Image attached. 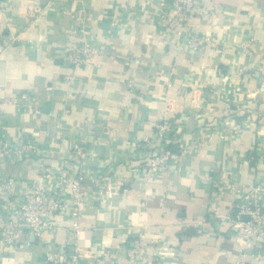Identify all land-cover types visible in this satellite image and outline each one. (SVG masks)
<instances>
[{
    "label": "crops",
    "instance_id": "crops-1",
    "mask_svg": "<svg viewBox=\"0 0 264 264\" xmlns=\"http://www.w3.org/2000/svg\"><path fill=\"white\" fill-rule=\"evenodd\" d=\"M35 4L40 10L32 15ZM207 4L218 9L206 29L222 42L217 54L174 48L161 38L166 0H0V141L27 138L41 151L4 160L0 172L24 187L44 159L52 167L76 164L85 174L114 176L81 206L79 243L88 252L108 248L122 260L123 249L141 238L156 242L143 264H234L241 252L243 264H255L251 253L264 264V247L253 250L236 240L212 214H233L234 186L264 181V0ZM79 25L100 56L98 65L72 69L63 58ZM247 38L251 56L237 49ZM23 92L29 108L3 105ZM162 118L173 129L174 148L211 126L248 125L234 144L228 132L215 137L168 176L144 185L133 168L159 146L153 126ZM76 143L90 150L86 161L67 157ZM121 179L129 183L120 186ZM13 206L0 192V217ZM54 224L46 247L30 237L26 246L0 245V264H43L48 247L69 248L68 220L56 215Z\"/></svg>",
    "mask_w": 264,
    "mask_h": 264
},
{
    "label": "built area",
    "instance_id": "built-area-1",
    "mask_svg": "<svg viewBox=\"0 0 264 264\" xmlns=\"http://www.w3.org/2000/svg\"><path fill=\"white\" fill-rule=\"evenodd\" d=\"M166 1L170 9L169 11L165 9L159 15L162 24L160 36L163 40H167L174 48L182 46L193 52L203 48L211 50L214 54L220 52L222 42L206 31L217 18L216 6H209L207 0ZM39 10L35 4L32 7V15ZM252 46V39L247 38L239 41L237 49L241 55L251 56ZM99 56L100 50L87 37L84 27L79 25L75 31V41L65 52L63 60L69 68L78 69L86 65H98L96 61ZM64 81L71 82L72 76L66 75ZM29 102L30 95L23 92L4 100L3 105L29 108ZM247 125L233 122L211 126L192 142L171 148L169 136L172 135L173 129L169 121L162 118L153 126V137L159 142V146L144 163L135 166L133 171L139 173L144 185L157 178L166 177L177 162L210 144L215 137L224 138V134L228 132L229 143L234 144ZM142 142L147 140L142 139ZM141 145L136 144L137 147ZM33 155H41L38 144L33 140L22 138L14 143L0 141V164L4 160L18 161ZM89 155L90 150L80 143H76L67 153L69 160L77 162L86 161ZM36 172V178L24 187L20 186L13 176H4L0 172V192L14 201L10 214L0 217V245L26 246L30 244L29 237H33L43 242L46 247L44 236L56 228L54 217L61 215L69 222L67 227L69 248L48 247L43 254V264H86L87 259H92L94 263L104 259L117 264H143L145 252L156 245L153 239L138 238L132 241L127 249H123L122 260L116 252L108 248H101L96 253L95 250L88 252L79 243L82 232V204L106 185L114 183V176L100 173L98 170L85 174L76 164L52 167L44 159L38 162ZM128 183V179L118 180L120 186ZM234 188V195L238 201L233 214H221L217 210H213L212 214L215 219L229 225L236 240L253 250L263 248L264 181ZM249 255L255 264H261L262 258L258 253ZM246 257V253L241 252L234 264H243Z\"/></svg>",
    "mask_w": 264,
    "mask_h": 264
},
{
    "label": "trees",
    "instance_id": "trees-1",
    "mask_svg": "<svg viewBox=\"0 0 264 264\" xmlns=\"http://www.w3.org/2000/svg\"><path fill=\"white\" fill-rule=\"evenodd\" d=\"M173 143H170V146H171V148H174V145H172Z\"/></svg>",
    "mask_w": 264,
    "mask_h": 264
},
{
    "label": "water",
    "instance_id": "water-1",
    "mask_svg": "<svg viewBox=\"0 0 264 264\" xmlns=\"http://www.w3.org/2000/svg\"><path fill=\"white\" fill-rule=\"evenodd\" d=\"M244 219H246V218H244ZM31 239H34V240H37L36 238H33V237H30Z\"/></svg>",
    "mask_w": 264,
    "mask_h": 264
}]
</instances>
